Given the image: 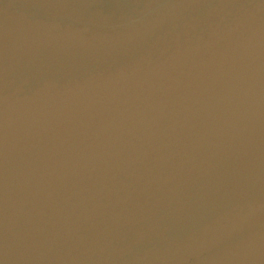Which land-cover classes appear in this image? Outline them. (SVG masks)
I'll use <instances>...</instances> for the list:
<instances>
[{
	"label": "water",
	"instance_id": "obj_1",
	"mask_svg": "<svg viewBox=\"0 0 264 264\" xmlns=\"http://www.w3.org/2000/svg\"><path fill=\"white\" fill-rule=\"evenodd\" d=\"M0 264H264V0H0Z\"/></svg>",
	"mask_w": 264,
	"mask_h": 264
}]
</instances>
